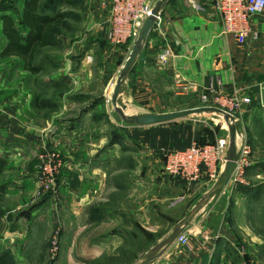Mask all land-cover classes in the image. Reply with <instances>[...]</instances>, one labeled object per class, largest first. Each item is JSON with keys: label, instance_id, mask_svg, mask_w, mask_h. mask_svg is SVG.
Instances as JSON below:
<instances>
[{"label": "crops", "instance_id": "1", "mask_svg": "<svg viewBox=\"0 0 264 264\" xmlns=\"http://www.w3.org/2000/svg\"><path fill=\"white\" fill-rule=\"evenodd\" d=\"M162 1L148 0L153 9ZM213 1L167 0L160 9L155 26L119 94L118 101L126 115L168 112L161 111L166 102L164 93L173 94L179 100L194 95L201 98L205 89L215 83L224 93L251 99L243 105L239 116L244 136L248 137L246 126L256 112H260L259 119L264 122V13L253 20L259 38L238 41L223 32ZM101 2L83 0L86 28L77 44L67 47L69 56L63 57L62 65L58 66L61 76L43 84V93H51L45 98L54 95L55 87L71 88L54 101L62 109L59 118L70 120L60 123L55 133L47 132L51 125L36 124L34 116L30 115L37 104L32 91L22 97L14 93L1 94L5 84L15 87V79L10 82L2 78L0 66V199L25 198L36 184L30 162V157H35L34 151L51 139L67 141L75 149L71 151L75 157L68 160L60 182L62 190L69 195L70 209L74 210L76 231L80 234L90 228L109 229L105 237L82 250V260L99 257L120 245L124 240L121 232L131 229L130 215H137L146 224V219L153 215L148 209L153 203L174 210L183 200L200 198L207 192L215 182L208 177L190 186L179 177L167 181L164 156L173 149L187 147L194 140L214 143L222 137L214 141L180 137L178 131L164 126L175 120L153 125L135 124V128L127 131L130 138L125 134L128 129L125 126L121 134H116L115 130L110 133V121L111 125L117 124L115 117L119 112L102 97L115 85L116 64L126 62L133 42L115 45L107 40L110 24ZM164 53L166 62L159 58ZM161 80H167L163 84L164 92L158 91ZM104 109L109 122L89 128L94 115ZM73 112L75 116L71 115ZM88 129L94 135H89ZM121 135H126L125 142L117 140ZM72 160L74 170L70 168ZM251 166L252 172L247 173V180L238 187L262 188L258 197L236 189V210L240 212L234 217L239 229L247 233H250L245 229L250 228L249 218L255 220L260 213L257 207L249 209L247 204L259 200L264 193V160H256ZM121 175L123 178L118 179ZM233 188L226 187L213 197L187 225L190 248L180 247L176 240L166 245L170 234L165 235L155 246L158 254L149 264H225L233 248L238 250L237 235L233 236L227 223L231 218L229 206ZM257 239L252 236L253 241Z\"/></svg>", "mask_w": 264, "mask_h": 264}, {"label": "rangeland", "instance_id": "2", "mask_svg": "<svg viewBox=\"0 0 264 264\" xmlns=\"http://www.w3.org/2000/svg\"><path fill=\"white\" fill-rule=\"evenodd\" d=\"M51 1L52 0H45L44 3H50ZM74 2L75 4L73 6L66 7L65 5H61L59 7L61 11L68 14V17L65 19L64 24L55 30L51 36L50 44L47 47L41 48L38 52L37 62L39 66H41V70L37 74L30 73L26 70L24 62L20 58H4L1 56V50L4 49L7 39L3 33V24L0 20V66H2L1 73H3L1 77L8 78L10 82L15 79V87L12 88L11 85L7 87V84H5L1 94L11 95L14 93V95L22 97L28 95V92L32 91L37 97V104L34 106L35 110L30 111V115L34 116L33 119L36 124H43L44 122L46 125H51V127H48L47 132L52 134L61 126L60 123L62 124L65 121H70L69 119L59 118L62 109L58 104L56 105L54 101L71 90V88L66 86L55 87L56 91L54 95L45 98V95L48 96L51 93H43L42 87L50 78L56 79L61 76L58 66L62 65L63 57L69 56L66 52L67 47L75 46L86 28L84 26L87 23V17L85 15L86 7L84 6L83 0H74ZM22 8L23 0H0V19L2 14L13 15L18 26L25 34L26 30L21 25ZM108 32L107 40L110 42L108 39ZM134 43L135 42H133V45ZM70 56L72 55L70 54ZM75 56L76 54L74 52L73 57ZM101 57L102 56H100V58ZM116 65L118 66L119 72L117 70L115 82L122 70L121 66L124 65V62L117 63ZM164 83L166 84L167 80H161V83L159 81V84H161V87H158L159 92L166 91L165 88L163 89ZM115 85L112 84L110 91L106 93L108 97H106V95L102 97L110 107H112V95ZM164 96L166 102L164 105L165 107L161 111H174L205 105L202 101V94L201 98L200 96L194 95L181 98V100L173 96V94L164 93ZM131 112L133 113V111H128V113ZM71 115L75 116L76 112H73ZM260 115V112H256L250 125L246 126L248 137L245 134L244 139L246 140L244 142L248 143L251 150L247 156L249 165L238 170L236 169L235 175L233 174L231 182L227 186L234 187L229 206L231 218L227 220V223L231 226L233 236L237 235L238 241L235 245H237L236 247H238V250L236 252L235 247L233 248L232 252L226 258L225 264H264V193L259 200L257 199L247 204L248 207H250L249 209L257 207L260 212L255 220L252 218L248 220L250 228L245 227V229L250 233L239 229L234 219L238 212V210H236L237 204L235 203L238 201L236 198V189L239 188L238 184H241L240 181H237L240 177V173L244 171V177H242V179L247 180V173L249 174V172H252L251 165L253 162L256 160H264V122L259 119ZM115 118L117 124L111 125V121L109 124L111 134L113 132L112 130H115L116 134H121L120 130H123L124 126L128 128L126 132L130 128H135L134 126H136L133 122L125 121L120 113H116ZM109 120L107 111L104 109L100 113L94 115V119L91 121V124H88V127L106 125L105 123H108ZM164 126H170L171 130L174 129L178 131L180 137L195 136L206 139L207 141H214L216 138L225 135L228 138L227 151L229 149V127L227 118L222 114L214 112L197 113L176 119L174 122L166 123ZM88 130L89 135H94L92 130ZM125 134H127L128 137L130 136L128 132ZM126 139V135L117 136V140L119 141L125 142ZM243 145L244 143L241 145V142H239V147L241 149ZM241 149L240 153L242 151ZM46 150L51 152L55 151L60 154L63 162V167L57 178L56 185L53 189L48 191L38 187L36 174L40 156ZM73 150L75 149L71 148L67 141L60 142L54 139L40 145V147L34 151L35 157H30L37 187L35 184V188L25 197L26 199H0V255L7 254L11 264H89L91 261L96 260H99L97 264H136L151 254H158V248H155V246L161 239H164L165 235L173 231L180 220L187 215L199 200V197L187 202L183 200L182 205L174 210L170 207L166 208L163 207V205H155L153 203L151 207L148 208L149 212H152L153 215L149 217L150 220L146 219V224L139 220L138 216L135 214L129 216L131 229L121 232L124 240L120 245L111 248L99 257L82 260V250L89 249L90 246L88 245L90 243L105 237L109 229L93 230L90 228L80 234L79 231H76L74 210L70 209L69 195L65 190H62L60 182L68 160H70L71 156L75 157L74 153H72ZM165 159L166 157L164 156V161ZM73 163L74 160L70 161V164H72L70 168L72 169L74 168ZM165 176L168 178H166L167 181L171 180V177L177 178L167 173L166 170ZM72 178V186L74 187V172ZM117 178L122 179L123 175ZM185 185L190 186L191 184L186 182ZM241 191H243V189ZM233 203L235 207H233ZM245 205L244 207L247 208ZM252 236L258 239L253 241ZM105 255L109 257L104 258Z\"/></svg>", "mask_w": 264, "mask_h": 264}, {"label": "built area", "instance_id": "3", "mask_svg": "<svg viewBox=\"0 0 264 264\" xmlns=\"http://www.w3.org/2000/svg\"><path fill=\"white\" fill-rule=\"evenodd\" d=\"M215 10L219 13L223 32L231 35L238 41L258 39L259 32L253 28L255 16L264 13V0H214ZM101 8L108 13L110 29L108 39L112 44L123 45L129 41L135 42L145 20L151 15L153 8L148 0H102ZM167 55L161 54L160 59L167 61ZM221 84V80L218 81ZM212 83L202 93L205 105L217 106L225 110L229 116L240 119L243 105L249 103V97L228 94L218 90ZM226 136L220 137L217 142L202 143L194 140L190 145L181 149H173L166 153L165 170L167 173L182 178L189 184L201 181L208 177L215 181L225 162L227 155ZM240 159L236 169L249 165L247 156L250 146L244 142ZM63 167L60 154L55 151H45L36 168L38 187L48 191L54 188L57 178ZM235 169V171H236ZM242 171L237 181L244 183ZM235 175V172H234ZM176 243L183 248H190V233L184 229L176 238Z\"/></svg>", "mask_w": 264, "mask_h": 264}, {"label": "water", "instance_id": "4", "mask_svg": "<svg viewBox=\"0 0 264 264\" xmlns=\"http://www.w3.org/2000/svg\"><path fill=\"white\" fill-rule=\"evenodd\" d=\"M167 0H163L161 4H159L156 8L153 9L151 15L147 17L145 23L143 24L139 36L135 41L130 55L124 63L122 70L117 78L116 85L112 95V104L114 108L123 116V119L127 122H133L137 125H153L170 122L179 118L187 117L197 113H218L222 114L227 118V124L229 127L230 134V145L227 151V155L225 158V162L223 164L222 170L215 180L210 189L205 192L197 201V203L191 208V210L184 216L180 222L175 226L173 231L170 233L166 240V245L172 244L178 235L186 229L187 225L190 221L196 216V214L216 195H218L221 191H223L231 182L233 174L235 172L239 157H240V147L239 142L244 143V134L242 132V125L240 119H235L232 116H229L228 113L220 107L211 106V105H201L196 107L184 108L174 111L161 112V113H141L136 115H126L124 113V106H120L119 104V94L122 90V86L126 77L131 72L138 56L141 54L143 50V45L149 38V35L152 29L155 26L156 20L159 16L160 9L164 6ZM239 135H242L241 140L238 139ZM155 255L151 254L147 256L145 259L141 260L136 264H149Z\"/></svg>", "mask_w": 264, "mask_h": 264}, {"label": "trees", "instance_id": "5", "mask_svg": "<svg viewBox=\"0 0 264 264\" xmlns=\"http://www.w3.org/2000/svg\"><path fill=\"white\" fill-rule=\"evenodd\" d=\"M44 1L23 0L21 25L26 30L25 34L13 15L2 14L0 19L3 24V33L7 39L1 56L20 58L24 62L25 69L33 74H37L41 70V66L37 62L38 52L50 44L51 36L68 17V14L61 11L59 7L61 5L70 7L75 4L74 0H52L46 4ZM239 188L249 196L258 197L262 187L251 188L239 185ZM108 257V255L104 256V258ZM97 262L99 260L91 261L89 264H97ZM0 264H11L7 254L0 255Z\"/></svg>", "mask_w": 264, "mask_h": 264}, {"label": "bare ground", "instance_id": "6", "mask_svg": "<svg viewBox=\"0 0 264 264\" xmlns=\"http://www.w3.org/2000/svg\"><path fill=\"white\" fill-rule=\"evenodd\" d=\"M127 113H128V111H127ZM241 138H242V135H239L238 139H240V140H241Z\"/></svg>", "mask_w": 264, "mask_h": 264}]
</instances>
